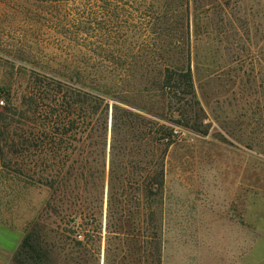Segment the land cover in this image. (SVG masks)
Returning a JSON list of instances; mask_svg holds the SVG:
<instances>
[{
	"label": "rangeland",
	"instance_id": "1",
	"mask_svg": "<svg viewBox=\"0 0 264 264\" xmlns=\"http://www.w3.org/2000/svg\"><path fill=\"white\" fill-rule=\"evenodd\" d=\"M109 16L114 26L105 22ZM69 39L84 63L91 45L115 42L124 47L122 63L189 66L192 94L166 88L163 99L151 92L141 101L150 114L164 106L174 134L162 205L151 213L161 224L160 264H251L263 257L253 251L264 245V0H0V87L13 85L16 113H24L29 88L19 67L57 71L71 55ZM4 149L10 163L0 158V222L21 241L35 226L43 229L48 263L41 264H104V218L90 257L69 232L73 222L43 212L48 190L17 173L24 163L17 149ZM108 238L107 264L148 263L142 261L151 252L133 250L130 236Z\"/></svg>",
	"mask_w": 264,
	"mask_h": 264
},
{
	"label": "trees",
	"instance_id": "2",
	"mask_svg": "<svg viewBox=\"0 0 264 264\" xmlns=\"http://www.w3.org/2000/svg\"><path fill=\"white\" fill-rule=\"evenodd\" d=\"M105 22L114 23L110 16ZM66 35L73 33L66 30ZM66 46L68 51L75 48L71 40ZM90 48L91 59L84 63L70 51L57 71L19 67L29 74L23 114L16 113L10 102L13 85L0 87V98L6 100L0 111V158L4 165L8 158L4 148L17 149L14 152L24 159L17 173L48 190L43 212L74 223L69 232L82 238L75 243L82 252L94 254L92 238L102 229L98 219L104 218V264L111 250L108 236L116 233L130 236L133 250L151 252L142 262L160 264L161 224L154 223L151 213L162 205L174 134L164 106L150 114L141 101L151 92L163 99L166 88L192 94L190 69L184 62L125 61L126 65L124 47L115 42ZM147 230L152 231V241L143 239ZM45 247L46 235L35 226L21 241L15 264L48 263Z\"/></svg>",
	"mask_w": 264,
	"mask_h": 264
},
{
	"label": "crops",
	"instance_id": "3",
	"mask_svg": "<svg viewBox=\"0 0 264 264\" xmlns=\"http://www.w3.org/2000/svg\"><path fill=\"white\" fill-rule=\"evenodd\" d=\"M0 175H1V167H0ZM20 241H21V235L17 233L16 230L0 222V264L9 263L11 256L16 250V247L18 246ZM257 252L264 253V245L260 244L258 245V247H255L253 253L255 254ZM252 254L250 256L251 259L254 258L256 255V254L255 255ZM251 264H264V256L258 259H253Z\"/></svg>",
	"mask_w": 264,
	"mask_h": 264
},
{
	"label": "built area",
	"instance_id": "4",
	"mask_svg": "<svg viewBox=\"0 0 264 264\" xmlns=\"http://www.w3.org/2000/svg\"><path fill=\"white\" fill-rule=\"evenodd\" d=\"M0 103H1V102H0ZM1 104H2V103H1ZM174 133H175V134H177V133H178V131H177V130H175V131H174Z\"/></svg>",
	"mask_w": 264,
	"mask_h": 264
}]
</instances>
